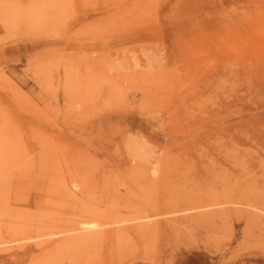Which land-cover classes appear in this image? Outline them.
<instances>
[{
	"label": "rangeland",
	"instance_id": "1",
	"mask_svg": "<svg viewBox=\"0 0 264 264\" xmlns=\"http://www.w3.org/2000/svg\"><path fill=\"white\" fill-rule=\"evenodd\" d=\"M0 264H264V0H0Z\"/></svg>",
	"mask_w": 264,
	"mask_h": 264
},
{
	"label": "crops",
	"instance_id": "2",
	"mask_svg": "<svg viewBox=\"0 0 264 264\" xmlns=\"http://www.w3.org/2000/svg\"><path fill=\"white\" fill-rule=\"evenodd\" d=\"M23 48H24V49H23L24 52H26V48H25V47H23ZM20 49H22V48H19V50H20ZM2 54H3V53H2ZM4 54H5V52H4ZM5 57H9L8 54H7V55H4V56H3V59H4Z\"/></svg>",
	"mask_w": 264,
	"mask_h": 264
}]
</instances>
